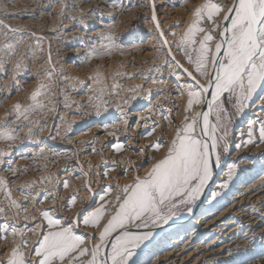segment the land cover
Returning <instances> with one entry per match:
<instances>
[{
  "label": "bare ground",
  "instance_id": "1",
  "mask_svg": "<svg viewBox=\"0 0 264 264\" xmlns=\"http://www.w3.org/2000/svg\"><path fill=\"white\" fill-rule=\"evenodd\" d=\"M202 3L204 0H64L61 16L60 0H0V19L24 29L0 35V44H15L23 36L15 55L0 53V125L15 128L17 137L0 140V152L9 153L0 163V178L11 190V198L28 209L17 215L18 210L8 206L6 192L0 191V208L4 209L0 233L7 237L0 238V264L6 262L13 247V226L18 231L36 223L46 226L39 213L52 208L57 210L56 218L68 223L81 211L98 207L102 195L105 201L113 200L118 187L132 183L137 173L143 177L163 157L167 145L159 152L152 145L162 134L163 140L172 139L187 100L181 85L185 80L192 82L184 69L196 75L190 64L178 58L176 46L193 19L192 10ZM72 16L76 19L69 18ZM109 34L116 44L111 53H93L92 49L109 43L102 39ZM53 44L58 46L56 59L61 61L54 66V55L49 59ZM53 68L58 71L49 80L46 73ZM40 83L48 86L49 94L39 98L46 107L28 113L27 120L18 119L13 106L19 103L22 110L27 108ZM262 96L264 88L242 114L231 155L219 168L214 167L193 211L155 229V238L137 257L140 264H230L228 252L238 247L264 252V244H250L264 233V144L236 148L247 139L248 121H257L258 129V121L264 120ZM168 119L174 123L170 125ZM254 134L258 138V131ZM117 144L123 150L117 151ZM230 164L237 166L236 174L221 189ZM109 185L112 189L106 192ZM216 191L221 195L212 200ZM27 192L36 199L25 200ZM73 195L76 203L68 207ZM25 216L37 219L26 221ZM107 219L106 215L101 227ZM78 234L98 235V230L81 222ZM38 236L39 232L26 233L23 239L35 244ZM20 239L15 237L17 243Z\"/></svg>",
  "mask_w": 264,
  "mask_h": 264
},
{
  "label": "snow or ice",
  "instance_id": "2",
  "mask_svg": "<svg viewBox=\"0 0 264 264\" xmlns=\"http://www.w3.org/2000/svg\"><path fill=\"white\" fill-rule=\"evenodd\" d=\"M60 4V15L63 16L64 0H60ZM192 16L178 47L188 63L194 66L196 75L184 69L192 82L185 80L181 85L186 91L187 100L183 120L175 128L172 139L165 141L162 134L152 145L157 152L167 145L163 157L155 160L143 177L137 173L132 183L118 187L113 200L105 201L102 195V203L98 207L81 211L68 223L56 218L57 210L52 208L39 213L47 222L46 226L36 223L32 228L26 225L25 229L19 231L13 226V247L4 264H140L137 257L155 238V229L162 228L184 211H193V206L213 177L214 167L219 168L222 158L228 154L229 127L234 117L242 115L257 91L264 88V0H204L192 10ZM69 18L76 19L75 16ZM152 20L157 21L154 7ZM156 27L159 29L158 22ZM23 31L0 19V35ZM12 39H16L15 35ZM102 39L109 43L100 49H92V52L110 54L111 49L116 47L115 37L109 34L102 36ZM22 42L23 36L15 44H0V53L15 55ZM168 54L172 55L170 48ZM172 59L175 60V56ZM176 63L180 66L178 61ZM16 67L19 69L20 64ZM2 69L3 56H0ZM54 72L55 68L46 73L49 80ZM172 75L177 80L181 79L175 72ZM197 75L200 79H197ZM96 82L100 83L99 79ZM47 87L43 83L38 85L30 96L31 103L27 108L22 110L19 103L13 106L12 111L18 119L22 117L27 120L28 113L46 107L39 98L49 94ZM260 99L264 105V96ZM168 123L171 125L174 121L168 119ZM258 123L259 128L256 129L257 121H248L247 139L236 145L238 150L248 145L264 144V120ZM256 131L258 138L254 134ZM15 133V128L0 125V140L14 141L17 138ZM115 148L117 151L123 150L120 144ZM40 154H43V149ZM7 155L8 152H0V163ZM236 171V165L227 166V179L220 185L221 189L228 187ZM63 186L67 188L68 182L64 181ZM111 189L109 185L106 192ZM0 191L6 192L8 206L17 209V215L19 211H28L27 207L11 198V190L6 188L3 178H0ZM48 195L52 196L51 193ZM220 195L219 191L213 192L212 200ZM24 199L35 200L36 197L27 192ZM76 199L75 195L70 197L68 207L74 206ZM3 212L4 209L0 208V213ZM106 215L107 222L101 227ZM24 219L36 220L37 217L25 216ZM81 222L86 227L98 230V235L78 234ZM133 228L137 231H133ZM7 230L6 224L4 232ZM38 232L35 244L23 239L26 233L37 235ZM16 236L21 237L19 243L15 240ZM0 238L7 239L2 233Z\"/></svg>",
  "mask_w": 264,
  "mask_h": 264
},
{
  "label": "rangeland",
  "instance_id": "3",
  "mask_svg": "<svg viewBox=\"0 0 264 264\" xmlns=\"http://www.w3.org/2000/svg\"><path fill=\"white\" fill-rule=\"evenodd\" d=\"M225 2H227V0H225ZM177 49H176V55L178 56V58L181 60V62L185 63L186 65H189L186 57L184 56V53L183 51H181L178 47V45L176 46ZM58 46L57 45H51V50H50V59H51V63H53L52 65L54 66L55 65H59L61 63V61L59 59H56L58 53ZM58 52V53H57ZM186 59V60H185ZM55 60V61H53ZM58 60V61H57ZM57 61V62H56ZM56 62V63H55ZM189 67L191 69H194L193 65L191 66V64L189 65ZM55 71H58V69H56ZM244 119V115H240L238 117H234L233 119V123L230 125L229 127V136H228V143H229V151H228V154L225 155L222 160H223V163L229 158V156L231 155L232 153V148L234 146V142L237 138V130L239 129V127L241 126V122L242 120ZM185 212V211H184ZM184 212H182L181 214H183ZM180 214V215H181ZM264 233L262 234H259L257 237H255L252 242H250V244H256V245H262L264 244V236H263ZM237 238V237H236ZM257 241V243H256ZM249 249V250H247ZM234 252V256H233V253ZM243 252V253H242ZM255 253V254H253ZM253 254V255H252ZM233 257H232V256ZM228 263L230 262V264H264V252H252L250 250V246H245V247H238L236 249H233L232 251H229L228 252ZM231 259V260H229ZM217 261V260H215ZM218 262H220V260H218ZM212 264H221L220 263H212ZM224 264V263H223Z\"/></svg>",
  "mask_w": 264,
  "mask_h": 264
}]
</instances>
